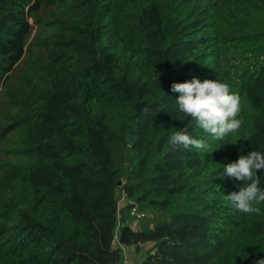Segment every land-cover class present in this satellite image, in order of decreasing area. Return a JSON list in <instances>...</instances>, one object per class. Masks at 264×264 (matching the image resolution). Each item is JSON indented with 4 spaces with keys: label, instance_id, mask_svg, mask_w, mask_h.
Masks as SVG:
<instances>
[{
    "label": "trees",
    "instance_id": "1",
    "mask_svg": "<svg viewBox=\"0 0 264 264\" xmlns=\"http://www.w3.org/2000/svg\"><path fill=\"white\" fill-rule=\"evenodd\" d=\"M193 78L240 95L238 133L213 140L179 111L171 86ZM0 96L5 154L23 158L0 166V264H114L117 221L119 243H151L140 264L264 259V203L234 210L241 182L221 177L264 154V0H0ZM177 131L209 149H173ZM132 208L150 216L135 229Z\"/></svg>",
    "mask_w": 264,
    "mask_h": 264
},
{
    "label": "clouds",
    "instance_id": "2",
    "mask_svg": "<svg viewBox=\"0 0 264 264\" xmlns=\"http://www.w3.org/2000/svg\"><path fill=\"white\" fill-rule=\"evenodd\" d=\"M172 91L179 93L176 99L179 111L191 117L204 132L213 140H224L230 134H236L243 126L242 98L230 91L226 82L205 79L201 82L193 78L191 81L174 83ZM168 144L175 149L183 146L185 149L195 148L205 152L209 143L204 139L193 138L184 131L170 135ZM258 170H264V154L251 151L247 155H239L235 162L223 166V176L241 182L238 191L224 195V200L234 210L252 215L259 214V205L264 203V187H261V177ZM256 264H264L259 259Z\"/></svg>",
    "mask_w": 264,
    "mask_h": 264
},
{
    "label": "rangeland",
    "instance_id": "3",
    "mask_svg": "<svg viewBox=\"0 0 264 264\" xmlns=\"http://www.w3.org/2000/svg\"><path fill=\"white\" fill-rule=\"evenodd\" d=\"M51 12V9L48 8L47 10H44L42 11L41 15L42 17L44 18H49V14ZM35 28L36 30H40L41 32V35L42 36H45L47 35L49 32H50V29L49 28H39L37 25H33L32 24V31H31V34H33V32L35 31ZM32 50L34 52L37 51V47L34 45L32 47ZM26 60V56L25 54L21 57L20 59V62L17 64V67L14 71L15 75H17L19 73V71L24 67V62ZM12 76V72H9L7 73L4 78H9L10 79V82L11 83H14L15 82V76L13 78H11ZM3 98L0 96V129L2 127H4L8 121H9V115L6 116L5 118V114L6 113H10V114H13L14 113V110H9L6 108V106L4 105V102H3ZM18 138V133L16 131H13V132H7L2 138H0V166L5 163L6 161H9V160H13V161H22L23 158H18V157H8L6 154H5V150L6 149H13L14 147H17L16 145V139ZM120 182L118 184V191H117V196H118V204L119 206H122L123 204H125L126 202V197H125V194L124 192L120 189ZM134 212V211H133ZM138 212V211H137ZM150 216L147 215V214H142V213H130L127 218H126V222L133 228L135 229L136 227H138L139 223H140V220L141 219H149ZM118 223V224H117ZM116 225H120V222L117 221ZM115 225V227H116ZM151 246V243H145L144 245H142L140 247V250H131L129 248H127V255L130 259L134 260V258H136L137 260H139L141 262L142 258L145 257V254H146V250Z\"/></svg>",
    "mask_w": 264,
    "mask_h": 264
},
{
    "label": "built area",
    "instance_id": "4",
    "mask_svg": "<svg viewBox=\"0 0 264 264\" xmlns=\"http://www.w3.org/2000/svg\"><path fill=\"white\" fill-rule=\"evenodd\" d=\"M133 211L136 213L145 214V212H137L135 210V208H132L131 212L134 213ZM119 226L116 225V227L114 228V234H113V239H112L114 247L118 248L120 250V257H119L118 261L114 264H140L141 262L139 260H137L136 258H134V260H132L127 255V251H128L127 248L136 251L135 245H129L128 246V245L119 243V241H118Z\"/></svg>",
    "mask_w": 264,
    "mask_h": 264
},
{
    "label": "water",
    "instance_id": "5",
    "mask_svg": "<svg viewBox=\"0 0 264 264\" xmlns=\"http://www.w3.org/2000/svg\"><path fill=\"white\" fill-rule=\"evenodd\" d=\"M118 184H119V182H118Z\"/></svg>",
    "mask_w": 264,
    "mask_h": 264
}]
</instances>
